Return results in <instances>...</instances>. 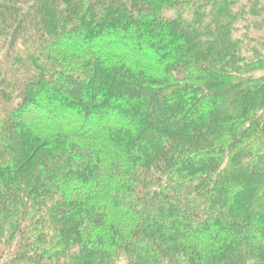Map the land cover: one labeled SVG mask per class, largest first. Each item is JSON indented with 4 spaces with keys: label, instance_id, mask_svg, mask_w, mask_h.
<instances>
[{
    "label": "trees",
    "instance_id": "obj_1",
    "mask_svg": "<svg viewBox=\"0 0 264 264\" xmlns=\"http://www.w3.org/2000/svg\"><path fill=\"white\" fill-rule=\"evenodd\" d=\"M263 10L0 0V264H264Z\"/></svg>",
    "mask_w": 264,
    "mask_h": 264
},
{
    "label": "rangeland",
    "instance_id": "obj_2",
    "mask_svg": "<svg viewBox=\"0 0 264 264\" xmlns=\"http://www.w3.org/2000/svg\"><path fill=\"white\" fill-rule=\"evenodd\" d=\"M244 1H249V0H243ZM253 3H257L260 7H262L264 9V0H252ZM264 16V10H263V14ZM244 23H242L241 25H243ZM240 33H246L244 30H241ZM249 35L253 38H256V39H260L261 37L264 38V23L263 25L260 27V29H256V30H253L251 28V30L249 31Z\"/></svg>",
    "mask_w": 264,
    "mask_h": 264
}]
</instances>
